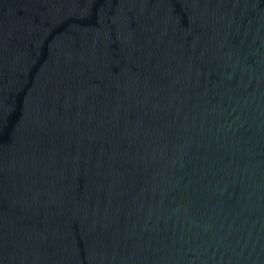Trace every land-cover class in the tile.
<instances>
[{
	"label": "water",
	"instance_id": "1",
	"mask_svg": "<svg viewBox=\"0 0 264 264\" xmlns=\"http://www.w3.org/2000/svg\"><path fill=\"white\" fill-rule=\"evenodd\" d=\"M0 264H264V0H0Z\"/></svg>",
	"mask_w": 264,
	"mask_h": 264
}]
</instances>
